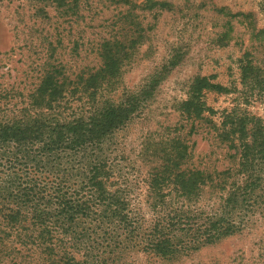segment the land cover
I'll use <instances>...</instances> for the list:
<instances>
[{"label": "rangeland", "instance_id": "obj_1", "mask_svg": "<svg viewBox=\"0 0 264 264\" xmlns=\"http://www.w3.org/2000/svg\"><path fill=\"white\" fill-rule=\"evenodd\" d=\"M110 53L122 59L120 73L115 81L102 83L97 78L95 84H102L91 103L81 82L105 68ZM48 74L56 76L62 95L54 98L52 109L47 104L33 106ZM197 77L220 88L202 92L204 119L194 121L180 107ZM135 100L138 104L126 123L102 147L101 160L105 158L112 169V191L121 190L132 209L145 213L151 222L155 214L146 201L153 157L144 159L146 148L184 137L192 150L190 168L222 169L235 162L229 155L234 151L228 152L215 127L221 128L228 116L255 117L264 126V0H0V122L39 115L73 121L91 116L107 102L128 107ZM232 141L240 144L238 136ZM37 149L34 146L31 153L19 156L20 163L28 165L14 169L6 160L13 150L0 149V209L22 211L15 223L0 217V264H45L32 213L36 206L46 207L51 183L77 189L89 162L84 155L37 157ZM261 162L257 197L247 210L232 213L234 221H243L238 233L182 254L173 263L139 249L105 254V260L109 258V264H264ZM47 163L52 168L45 169ZM24 166L40 167L44 174L30 168L26 178ZM13 176L31 182L34 193L41 192L43 184L46 190L25 202L18 188L7 190ZM214 203V198L204 196L193 207L210 213Z\"/></svg>", "mask_w": 264, "mask_h": 264}, {"label": "trees", "instance_id": "obj_2", "mask_svg": "<svg viewBox=\"0 0 264 264\" xmlns=\"http://www.w3.org/2000/svg\"><path fill=\"white\" fill-rule=\"evenodd\" d=\"M105 59V68L91 76L88 82L86 79L81 82L84 90L90 92L91 103L96 100L97 88L104 82L115 81L120 73L122 59L118 55L110 53ZM243 74L245 70L242 69V77ZM55 77L47 75L37 90L33 106L47 104L49 109L53 108L54 98L62 95L57 91L60 85ZM98 77L102 80L100 85L95 84ZM216 88L220 87L197 77L191 84L188 100L181 104V113L188 120H203L202 92ZM137 104L138 100L130 102L128 107L107 102L96 107L91 116H80L73 121L61 122L49 115H39L0 122V149L13 150L8 152L11 159H6L10 169L27 166V163H20L18 157L31 153L34 146L38 148L37 157L71 154L84 155L89 161L80 175L77 189L51 183L50 197L40 198L46 207L38 209L36 206L32 213L33 227L38 233L36 238L46 256L45 264H109L105 254L111 256L122 249H139L163 263H173L182 254L213 245L239 232L242 220L234 221L232 213L238 208L247 210L262 186L257 164L264 160V126L255 117L235 119L228 116L221 128L215 127L221 142L228 146V152L234 151L229 155L235 162L222 169L190 168L192 150L184 137L169 139L155 149L146 148L144 159L153 157L147 171L146 202H150L155 214L151 222H147L145 213L132 209L130 200L121 190L112 191V169L105 158L101 160L102 147L126 123ZM237 136L239 145L232 141ZM48 167L52 168L51 163L44 165L45 169ZM30 168L44 174L40 167H25L23 175L26 178H30ZM14 187L25 202H29L34 193L31 182L24 183L13 176L7 181V190ZM42 188L34 196L43 195L46 185ZM166 190L170 192L168 195L164 194ZM204 196L216 202L210 213L193 207ZM261 198L264 199V194ZM15 210L6 213L5 209H0V217L15 223L22 218L21 208ZM77 224L85 228L78 229ZM77 256L81 259L77 260Z\"/></svg>", "mask_w": 264, "mask_h": 264}]
</instances>
